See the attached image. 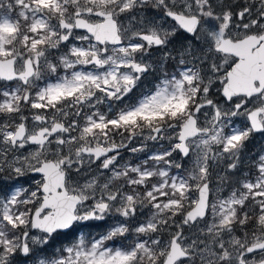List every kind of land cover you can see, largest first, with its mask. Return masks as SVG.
<instances>
[{"label":"snow or ice","instance_id":"6c2138e0","mask_svg":"<svg viewBox=\"0 0 264 264\" xmlns=\"http://www.w3.org/2000/svg\"><path fill=\"white\" fill-rule=\"evenodd\" d=\"M257 134L264 0H0V264H264Z\"/></svg>","mask_w":264,"mask_h":264},{"label":"rangeland","instance_id":"374dc122","mask_svg":"<svg viewBox=\"0 0 264 264\" xmlns=\"http://www.w3.org/2000/svg\"><path fill=\"white\" fill-rule=\"evenodd\" d=\"M135 143L138 146L139 141H137ZM249 148L250 149L253 148V153H259V152H261V150H264V135H255L249 144ZM155 150L156 149L150 144L149 149L147 151H155ZM145 155H146V153H137V154L133 155V154L127 152V154H125L124 157H125V160L132 161V162H138L137 157H139L140 159H143ZM88 224L90 227H92V229H90L89 226L81 229V232L86 236L88 234H91L93 236H97L101 232L107 230V225H105L103 222L93 221V222H88ZM77 235H79V233ZM74 239H75V237H71L69 243L72 242ZM66 245L67 244H65V246ZM58 247H59V245H58Z\"/></svg>","mask_w":264,"mask_h":264},{"label":"trees","instance_id":"16d2710c","mask_svg":"<svg viewBox=\"0 0 264 264\" xmlns=\"http://www.w3.org/2000/svg\"><path fill=\"white\" fill-rule=\"evenodd\" d=\"M149 79H150V78H149ZM145 86L147 87V86H150V85H148V84H147V82H146V85H145ZM89 227H90V226H89ZM69 241H70L69 239H68V240H66V241H65V244H68V243H69Z\"/></svg>","mask_w":264,"mask_h":264},{"label":"flooded vegetation","instance_id":"af4514ba","mask_svg":"<svg viewBox=\"0 0 264 264\" xmlns=\"http://www.w3.org/2000/svg\"><path fill=\"white\" fill-rule=\"evenodd\" d=\"M122 154L124 155V152Z\"/></svg>","mask_w":264,"mask_h":264}]
</instances>
